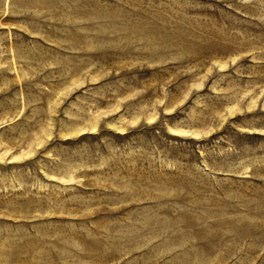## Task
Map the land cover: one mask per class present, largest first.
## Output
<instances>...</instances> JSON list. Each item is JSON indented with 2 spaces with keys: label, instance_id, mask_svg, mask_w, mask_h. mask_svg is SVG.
<instances>
[{
  "label": "rangeland",
  "instance_id": "1",
  "mask_svg": "<svg viewBox=\"0 0 264 264\" xmlns=\"http://www.w3.org/2000/svg\"><path fill=\"white\" fill-rule=\"evenodd\" d=\"M0 264H264V0H0Z\"/></svg>",
  "mask_w": 264,
  "mask_h": 264
}]
</instances>
